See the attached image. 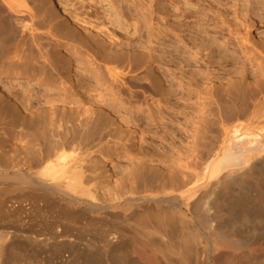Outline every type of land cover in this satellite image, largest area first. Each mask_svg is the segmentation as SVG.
Here are the masks:
<instances>
[{
  "label": "bare ground",
  "instance_id": "6f19581e",
  "mask_svg": "<svg viewBox=\"0 0 264 264\" xmlns=\"http://www.w3.org/2000/svg\"><path fill=\"white\" fill-rule=\"evenodd\" d=\"M13 1L14 0H7V13L4 17H0V35H2L0 39L3 44H5L0 45V60L6 59V62L9 60L6 65L2 64L0 66V73L9 74L16 78L21 76H33L37 82L46 83L47 85L51 84L50 82H56L59 86H47L43 93L44 102L42 104L44 106L35 109L31 107L30 100L31 97H33L31 93H27L26 96L21 99L22 103H20V101L16 103L15 100L17 98L13 96L12 99V94L9 92H2L5 94V99L6 96L7 99L10 98V101L7 100L9 103L5 102V99H2L3 96L0 98V118L6 116L8 119H6L7 121L5 120L7 125H9L8 123L10 122L14 126L18 124V131L21 133L19 134L21 135L20 139L23 144L21 155L17 160L10 154V151H7L5 148H3L5 150H2L0 147L2 150H0V168L4 170V178L14 179L16 181L15 183H17L16 187L13 186V183L6 185L0 190L6 195L4 197V195L0 193V210H3L4 214H6V222L10 225L6 227L7 229L9 227L12 229V223L10 222L13 220L11 219L13 215H11V213L15 210L19 214L18 234L8 230L0 231V245L5 243L4 252H2L0 246V264H9L8 261L12 259L11 254L7 250L18 241L15 240L16 237L19 238L20 245L27 247L28 245H36L38 247L39 245L44 246L45 244L66 246L67 244H72L75 247L83 244L90 246L92 244H101V246L103 245L110 249L113 248L114 250L132 244V241L128 239L129 237L127 238L129 235L125 233H133L135 242L139 240L138 238H143V242L151 246V248L153 247L154 252L159 251V259L162 258V260L166 261L168 264H176L171 262V260H176V255H178V257L180 255V262L183 264H195L193 262V256H196V252L199 250L197 246L198 244L200 245V242L198 241L199 237L195 228V220L192 216V204L191 201H189L190 198L192 199V195L195 194L193 193L186 199L184 198L185 200L181 198V194H174L179 187L182 188L188 181V176L184 172L181 161H179L181 164H177L176 166L173 160L175 168L171 171L168 170L169 172L166 174H163L164 172L158 174L152 173V166L140 160L134 168L130 170L129 175H127L124 180L121 182L117 180L112 182L108 175H104L100 171L96 172V168L94 169L93 166H91L87 161V157L82 156V151L89 147L96 146L105 136H108L107 140H121L123 139L122 136L129 135L127 132L135 133V129H131L130 126L124 128V126L126 127L132 124L131 120L135 121V128L138 127V120L142 118L146 120L147 124H149V122L150 124L152 123L151 118L153 117L150 108H145V110L147 109L149 112H146L147 110L145 111L142 108L141 110H130L128 107L129 104L127 105L126 102L123 101L121 87L118 85H121V82L118 83V81L130 71H125V69L127 67H133V62L135 61L141 63L143 65L140 64V66H142L141 68L146 71L138 78H145L148 80L161 96L169 92H177L180 96H184V108H179V112L189 115L187 114L188 110L185 109L197 104L199 99L201 102L200 94L203 92L202 88L204 89V86L207 85L206 82L210 80L213 81L208 68L211 64L209 58L210 52L218 46L224 48L221 43L215 42L217 39L214 34H217L219 37L223 35L221 41L224 45L231 42V46L234 45L235 47L230 46L232 49L229 51V64L232 68L229 70L230 78L227 89L224 94L218 92L209 94V101L207 104L211 102L218 103L220 106L218 108L220 114L222 112L221 108L224 107L225 110L223 111H225L228 116L227 122L228 129H230L229 137L231 142L229 143V149L224 152L220 160L211 166L208 177H214L221 168L230 166L231 169H226V172L228 171L232 180L235 181L239 178L238 172L241 173L245 169L247 170V168H250L248 166L252 161L255 162V165L263 166L264 66L259 65L258 74L255 76L256 78L252 81H246V72H244V69L239 68L237 70V63L239 64L240 62L238 61L243 57L241 53H239L241 43L234 42L233 36L237 33L238 39L243 38L240 26L242 23H245L244 21L247 20L249 13H251V15L254 13L253 15H257L258 19L261 18V20H263L264 0H225L224 3L221 2L222 0H216L219 2L218 4L224 6V8L222 12L216 13V15L214 14L215 16H212V14L209 16L210 18L216 17L213 19L209 18L210 23L206 21L208 20L207 16H205L206 20L203 22V12L205 9L203 12H200L202 13L203 18L201 22L203 23L197 24L196 32L197 35L201 37L199 40L197 39L198 41L195 39L194 41L196 42H189L192 44L194 43L192 47L190 46L192 49L191 51L184 48L190 55H186L184 53L185 51H183L185 56H183L184 54H180V56L186 57L184 59L181 56L182 59H187V62L193 59H195L193 61L196 63L203 61L204 64H207V68L205 72L202 70H188V76L186 73L184 75L183 72L185 71L178 69L177 71L175 69L180 67H175L174 69H169V67L162 68L164 64L171 60L168 59V61H163L164 63L163 65L161 64V66L159 65V59L156 60L153 58L154 56L148 55L147 52L149 51L147 49L150 47L147 48L146 40L149 39L150 41V38L154 34L158 35L162 31L160 29L163 28L161 27L159 29V25L162 24H160L161 22H159L160 20L158 19L159 23H157L159 25L152 26V17H150V15L153 9L151 4H148L149 0L147 2L146 0H141L142 2L139 0L140 3L137 0V3H139V10L134 6L136 13L132 15L134 16V21L132 23H136V25L133 27L134 30L130 34L132 37L128 35L129 37H125L126 40L124 39V41H122V39H119L118 42L115 39L122 36H117V27L120 30L123 28L120 26V19L126 17L125 14L130 13L131 15L132 13L129 11L130 8L127 9L125 7L129 0H104L109 4L110 11L108 12L110 13L108 14L105 12L104 14L101 13V15H103L104 18L106 17L107 19H105L108 21L105 20L106 23H104L100 18L103 22L102 26L95 25L94 31L91 25L87 26L88 24L86 23L88 11L85 10V13L82 9L87 5L84 4L87 0H78L77 2L79 5L76 7L74 6L72 9L65 8L62 2L63 0H52L54 7L58 8V5H60L59 8L63 9L61 11L60 9H58L59 11H54L52 8L46 6L45 0H36L38 4H36L35 9L38 10L35 12L32 11V13L29 14L31 19L29 23L19 20L18 14H15L18 10L16 11ZM92 1L96 3V0ZM130 1L132 5L136 2V0ZM74 2L72 3L76 5L77 2ZM229 2H231L230 5ZM165 3L166 1L163 0V5H161V7L163 6L162 9L165 8ZM148 5L151 7V10ZM258 7H260L259 10L263 8V13L261 12V15L259 14V10H257ZM77 8H81V11L77 10ZM216 9L215 11H218ZM74 10H76V12H74ZM183 11H181L180 17L186 18L187 13ZM166 12L167 11H165V13ZM35 17H40L41 19L39 18L37 21L36 19H34L35 21L32 20ZM129 18H131V16ZM162 18L166 19L163 16ZM214 19L221 23L219 22L220 24L217 23L218 25L213 26L212 20ZM198 20L200 21L201 19ZM40 23H43L41 27L44 25L46 27V25H48L46 28H43L49 33V37L52 35L51 37L54 36V38H56L55 36H57L63 39L59 40L60 38H57L55 39V43H51L54 41L47 42L49 39H47L46 42H41L44 32L42 30L43 33L41 34L40 31H37L40 29ZM166 23L168 24V22ZM105 24H109V26ZM167 26L165 31L171 34L172 30H170V24L168 27ZM126 29L127 27L122 30ZM210 32H214L213 35ZM44 37H46V35H44ZM144 38L147 39L145 40ZM141 42L142 45H140ZM244 43V48H246V41ZM121 45H124V47L126 45L127 48H133L132 51L128 50V54H131H127L126 57L125 53H123L124 56L119 52L120 50L117 52L116 50L119 49ZM135 45H138L139 48H134ZM36 46L38 48H35ZM61 46L65 49L64 51L60 49ZM200 47L207 51L206 55L209 60H202V56L198 55L200 53ZM84 51L86 54L89 52L87 55L90 58V63L93 66L92 68H87V65H85L86 63H81L83 60H77L79 57L81 58V52ZM97 52L100 54V58L97 57ZM226 52H228V49ZM260 52L263 51H258V53ZM3 57L5 58L3 59ZM155 57L157 58V56ZM73 58H76V61H74L75 69L74 67L73 69L72 67H66L67 64L70 65V63H74ZM86 61L85 59V62ZM151 61H157L158 63H155L157 65L154 64L155 67L151 66V68L149 66ZM84 66L86 69H84ZM147 67L148 69L146 70ZM149 69L154 76L147 72ZM184 76L185 79H187L186 82L183 80ZM175 80H177V84L175 83L174 85L178 86L177 88L175 86V89L171 86L170 89L168 88V91L167 86H162V83L168 82L169 84V82H171L172 84ZM200 81L203 84L200 83ZM184 82L186 84H184ZM71 93H73V96H71ZM172 94L170 96L171 98L173 97ZM67 97H71L69 98L70 101L66 100ZM116 98H118V100ZM12 100H14L13 102L15 104L12 103ZM176 100L178 101V97ZM3 101L5 103L4 105H2ZM110 101L113 102L110 103ZM66 103H69L70 106L66 107ZM12 104L21 106L23 116H26L27 113H30L31 116L26 118L15 117L16 114L10 107ZM107 104H111V106ZM248 105L252 107L249 114L246 113ZM204 106L205 102L202 100L200 107V112L202 113L204 112ZM193 113L194 112H192V114ZM159 117L162 116L160 115ZM261 118L263 119L262 122L259 121ZM254 121L256 125L252 126ZM5 133L7 132L5 131ZM237 136H239V139ZM236 137L238 140L235 139ZM240 137H242L241 140ZM234 140H236V142ZM0 145L2 146V144ZM96 150L99 151V148ZM177 156L179 158L180 154ZM167 157L168 156H161V159L170 161L174 156ZM175 157L173 159H175ZM89 160H91V158ZM161 162L159 164H161ZM177 162L176 160V163ZM154 167L155 169H166V167L168 169L169 165L166 167ZM240 169L243 170L241 171ZM186 178L187 180H185ZM193 186L196 187V185ZM234 192L237 196L239 191L234 188ZM168 195L174 204H172L171 208H165L166 206L164 204L169 199ZM153 203L156 204L155 208L150 207ZM43 212H45V214H42ZM38 213H41V216L49 214L52 216L54 221L51 216L49 217L53 221V223H50L52 224L50 230L48 226H45L47 227L46 230H40V228L44 227L43 225L39 229L38 227L36 228L40 223L38 220L39 218H37L39 216L37 215L36 218L39 223L36 221L37 224L35 225L34 222H31L32 218L30 216ZM43 218L47 217L43 216ZM204 220H202V222ZM43 222L44 221H42V223ZM49 222L50 220L47 223L48 225H50ZM204 222L206 227H209L210 225L207 226V224H210L212 220L207 217ZM42 223H40V225ZM101 225L102 227H106L105 230L101 229L103 233H101L102 231L100 230V234H97L98 231L96 230L97 233L95 234L96 231L93 230L94 232L92 231V233L95 235L91 233L87 235V232H89L88 230H90L89 228H95L94 226L100 228ZM202 227L205 226L203 225ZM234 241L236 240L234 239ZM202 245L203 244H201V246ZM205 247L207 246L203 248ZM203 248L201 250H204ZM112 251V254L113 252L116 253L115 250ZM119 257L116 255L111 258L118 261L121 259ZM123 257L126 258V256H122V258ZM196 258L198 259L197 256ZM176 262L178 263V260ZM232 263L236 264L235 261L231 260V264Z\"/></svg>",
  "mask_w": 264,
  "mask_h": 264
},
{
  "label": "rangeland",
  "instance_id": "374dc122",
  "mask_svg": "<svg viewBox=\"0 0 264 264\" xmlns=\"http://www.w3.org/2000/svg\"><path fill=\"white\" fill-rule=\"evenodd\" d=\"M74 1L77 2L78 0H63L62 2L65 8L72 9L74 6L76 7L79 5L78 2L75 5ZM147 1L148 0H146V2ZM164 1H166L164 5L165 7L164 9H162L163 6L161 7V5H163V0H149V3H148V4H151L152 9H153L150 15V17H152L151 19L152 26H156L159 22H161L160 24L162 25L158 24L160 26L159 29L163 27L160 29L162 30L160 32L161 34L160 33L158 35L154 34L150 38V41L149 39L144 38L145 40L147 39L146 40L147 43L144 40L147 48L148 47L154 48V49L152 48L154 51L150 48L147 49L149 51L147 52L148 55L150 54L154 56L153 58L156 60L159 59L158 60L160 62L159 65L161 64L163 65L165 60L166 61H168V59L171 60L167 62L166 64H164L162 68L169 67V69H174L175 67H180V68H175V69L185 71L183 73L184 75L186 73L187 76L190 70L192 71L202 70L205 72L207 68L206 67L207 64H204L203 61L196 63L193 61L195 59L191 60L190 62H187L186 61L187 59L184 60L186 58V57H183L185 56V54L190 55V53L188 52L189 53L188 54L184 48H186V50L188 51L192 50L191 47L194 45V43L192 44L189 42L191 41L196 42L201 37L200 35H197V32H196L197 31L196 29L198 26L197 24L205 22L206 20L205 16H207V19H208L206 20L208 21L207 23H210L209 16H211V14L213 16L214 14L216 15V13L222 12L223 11L222 9L224 8V6L219 5L218 4L219 2L216 0H177V1L176 0L175 1L174 0H169V1L164 0ZM130 2L131 1L129 0L128 3H126V5L127 4L128 5L127 6L125 5V7L127 9L130 8L129 11L132 13L134 11V13L133 14L131 13V15L130 13H127L129 16L125 14L126 17H122V19H120V26H122L124 29L127 27L128 31L127 29L122 30L123 28L120 30L117 27L118 35L117 34L116 35L118 37L119 35L122 36V37L115 39L117 42L119 41V39H122V41H124L125 37H127L128 35L132 37V35L130 34L133 32L134 30L133 27L136 25V23L135 24L132 23L134 21V18H133L134 16L132 15H135L136 13V11L134 10L135 7L139 10V3L142 1L140 0L139 2L138 0L139 3H137V0H136V2L133 3V5ZM159 2H161L162 4ZM221 2L224 3L225 0H222ZM106 3L107 2L104 0H101V1L96 0V3H94L92 0H89V1L87 0L86 3H84L87 5L83 8L81 7L85 13L86 11H88L86 23L88 24L87 26L91 25L93 31L95 30L94 29L95 25L102 26V23H103L102 20L104 21V23L108 21L106 20L107 19L106 17L105 19L103 15H101V13L104 14L105 12L108 14L110 13L108 12L110 11L109 4L108 3L106 4ZM36 4H38L36 0L34 1L33 0H21V1L14 0L13 5L15 6L16 11L18 10V12H16L15 14H18L19 20L25 21V23L31 22L29 14L32 13V11L35 12L36 10H38V9H35ZM45 4L46 6L52 8V10L54 11L60 9L59 8L60 5H58V8L54 7V5L52 4V0H45ZM230 4L231 2H229V5ZM180 7H183V8L185 7V8L183 9ZM6 8H8L7 0H0V17L5 16V14L7 13ZM81 8L79 9L77 8V10L81 11ZM149 8L151 10L150 6ZM172 8H174L175 10ZM215 9L218 11H215ZM259 9L260 7H258L257 10ZM61 10L63 9L61 8L60 11ZM261 10H259L260 15H261V12L263 13V10L262 11ZM165 11H167L168 14L167 12L165 13ZM181 11L187 13L186 18L180 17ZM74 12H76V10H74ZM200 12H203L204 18L202 17V13ZM252 13H253V10H252ZM19 14L21 15V17ZM253 14L251 15V13H249L247 20L244 21L245 23H242V25L240 26V29H241L240 31H242L243 38L238 39L237 33H235L233 36L234 42L241 43L240 48L242 50L239 49V53H241V56L243 57L240 58L241 57L240 56L239 58L241 60L240 59H238L240 61L237 60L238 62H240L239 64L237 63V67H238L237 70L239 68L244 69V72H246V76H245L246 81H252L254 78H256L255 76L258 74L259 65L264 66V55H263L264 53V18L262 17L263 20H261V18L258 19L257 15H253ZM130 16L131 18H129ZM162 16L168 20L163 19ZM37 17L33 18L32 20L36 19L37 21L41 16L39 18ZM202 18L204 20L203 22H201ZM211 18L213 19L216 17H211ZM157 19L160 21L158 22ZM162 19H163V22H162ZM198 19H201V20L199 21ZM215 20L216 19L212 20L213 26L221 23L220 21H217V20L215 21ZM166 22H168V24ZM42 25L43 23L42 24L40 23V29L37 30V31H40L41 34L44 32L45 34L44 33L43 34L46 35V37H44V35L42 34L43 37L41 38V42L42 41L46 42L47 39H49L47 42L54 41L51 43H55L56 42L55 39L57 38L58 39L60 38L59 40L63 39L57 36H55L56 38H54V36L51 37L52 36L51 34H50L51 36L49 37V33H47V31L45 30V28L48 25H46V27L44 25L43 27L45 28L41 27ZM105 25L109 26V24H105ZM167 25L171 28L170 30H172L171 34L168 31L167 32L165 31ZM210 33L213 35L214 32H210ZM165 34L168 36H166ZM47 35H48V38H47ZM214 35L217 39V40L215 39L216 40L215 42L221 43V45H223L224 48H222V46H218V47H215V49L210 52L209 58L211 60V64L208 68L212 75L213 81L210 80L206 82L207 85L204 86V89L202 88L203 92L201 91L202 93L200 94L201 102L199 99V102L195 104L197 108L195 105H193L192 107L188 105L189 107H187L185 110H188L187 114L189 115H186L185 113L184 114L180 113L179 108H182V107L184 108V103H185L184 98H183L184 96H180V94L177 92H169L167 94H164V96L163 95L161 96V94L155 90V88L151 85V83H149L148 80H146L145 78H142V79L138 78L139 76H142L146 71H144L143 68H141L143 66L141 63H137L135 61L133 62L134 64L133 67L132 66L131 68L127 67L125 69V71L127 70H130V71L124 77H122L120 81H118V83L121 82V85L120 84L118 85L121 87V95H122L123 101L126 102L127 105L129 104L128 107L130 110L131 109L141 110V108L145 110V108L147 109L150 108L151 110L150 112L152 113V117L154 118L153 119L150 117L152 123L150 124L149 122V124H147L146 120L142 118L141 120H138V127L135 128L134 127L135 121L131 120L132 124L131 125L129 124L126 127L124 126V128H127L130 126L131 129H135V133L127 132V134L129 135L127 136L125 135L126 138L125 136H122L123 139L121 140L120 139L107 140L108 136H105L101 140V142L98 143L96 146L91 147V148L89 147L86 150L84 149L82 151V156L87 157V161L91 164V166H93L94 169L96 168V172L100 171L102 174L108 175L109 179L112 182H114L115 180H117L118 182H121L122 180H124V178L127 175H129L130 170L133 169L134 166L140 160L143 163L152 166V169H151L152 173L154 172L158 174H161L163 172H164L163 174H166L167 172L175 168L174 167L175 165L177 166V164L182 163L184 172L188 176V177L186 176L188 178V181H187L188 183L186 182L185 183L186 185L183 184L185 186L182 185L183 186L182 188L179 187L174 192V194L176 193H178L177 195L181 194L182 199L184 198L186 199L193 193L195 194V195H192V199L190 198L189 201H191V204H192L191 211H192V216L195 220V225H196L195 228H196V232L199 237L198 241L200 242V245L198 244L197 249L199 250H197L196 252V256L198 257V259L196 258V256H193L195 260V261L193 260V262L195 264H229V263L231 264V260H232V261H235L236 264H264V165L263 164H262L263 166L255 165L254 164L255 162L252 161V163L249 164L248 166L250 168H247V170L245 169L244 171H242L243 169H240L242 172L241 173L238 172L239 178L236 179L235 181L232 180L231 176L229 175V172L228 171L226 172V169L227 170L231 169L230 166L221 168L216 174V176L211 177V178L208 177L209 171H211L210 169L211 166H213L215 162L220 160L224 152L229 149L230 147L229 143L231 142L230 137H229L230 129H228V122H227L228 116L225 113V111H223L225 110L224 107L221 108L222 112L220 114V110H218L220 106L218 105V103L216 104L214 102H211L207 104V102L209 101V94L211 93L215 94L217 92L224 94V92L226 91L227 86H228L227 84L230 78L229 70L232 68L229 64V59H230L229 51L232 49L231 47H235V46L234 45L231 46L232 44H230L231 43L230 40H229L230 43L228 42L229 44L224 45L223 42L221 41V38H223L222 37L223 35L220 37L217 34H214ZM1 37L2 35H0V38ZM180 37H183V38H180ZM50 38L51 39L54 38V39L51 40ZM195 39L196 41H194ZM245 41L247 44L246 48H244ZM142 42L140 43V45H142ZM2 44L3 42L0 39V45ZM138 45L137 46L135 45L134 48L138 49L139 48ZM35 48H38V47L36 46ZM60 49L62 51L65 50L64 48H62V46L60 47ZM132 49L133 48H130V47L127 48L126 45L125 47L124 45H121L119 49L117 50L115 49V50L117 52L120 50L119 52L122 54L125 53L127 57V54L129 53L128 50L132 51ZM199 49H200L199 50L200 53L198 55L202 56L201 57L202 60L204 59L206 60L208 58L206 55L207 51L202 49L201 47ZM227 49H228V52H226ZM260 50H262L263 52L258 53V51ZM183 51H185L184 52L185 54L183 53ZM154 53H156L157 55ZM81 54H82L81 58L79 57L77 60H80V61L83 60L81 63H84V64L86 63L85 65H87L86 66L87 68L89 67L92 68L93 66L90 63V60H89L90 58L86 54V52L85 51L81 52ZM180 54H184L183 56L181 55L182 58L184 59L181 58ZM155 56H157V58ZM97 57L100 58L99 53ZM4 58L5 57H3V59ZM73 59H74L73 62L76 61V58H73ZM85 59L87 60L86 62H85ZM8 61L9 60H7L6 62V59L2 61L0 60V66L2 64L6 65ZM155 63H158V62L151 61L149 66L155 67V65H157ZM74 64L75 62L70 63V65L67 64L66 67H72V69L74 67L75 69ZM140 64L142 66H140ZM86 67L84 66V69H86ZM147 69L148 67L146 68V70ZM150 69L147 72L151 73ZM177 71H176V74H177ZM152 76H154V74ZM32 77L33 76H30V77L21 76V77L16 78L9 74L0 73V92H1L0 98H2L3 96L2 99L4 100L5 94L3 93L9 92L10 94H12L11 95L12 99H13V96L14 98H17L16 100L14 99L16 103H18L17 101H20V103H22L21 99L24 96H26L27 93H31L33 94V97H31V100H30L31 107L34 109L38 107H43L44 105L42 103L44 102L43 100L44 89L47 88V86L49 85L50 86L53 85L55 87H58L59 85L56 82L55 83L50 82L51 84L47 85L46 83L37 82L34 79V77L33 78ZM183 80H185L186 82L187 79H185V76ZM176 82L177 80H175V82H173L172 84L171 82H169V84L168 82L162 83V86L164 85L167 86V89L168 88L170 89V87L172 86L175 89V86L176 88L178 87L177 85H174ZM185 82L184 84H186ZM200 83L202 82L200 81ZM172 93L173 94L177 93L176 94L177 96L173 95ZM171 94L175 98L173 97L171 98L170 97ZM71 96H73V93H71ZM177 97H178V101L176 100ZM69 98L71 97H67L66 100L70 101ZM116 99L118 100V98ZM5 100H6L5 102H8L7 100L10 101V98L7 99V96H6ZM14 100H12V103H14L13 102ZM202 100H204L205 102L203 113L200 112ZM112 102L113 101H110V103ZM4 104L5 103L3 101L2 105ZM14 104L10 105V107L12 108L13 112H15L16 114L15 117L18 116L19 118L21 117L26 118V117L31 116L30 113H27L26 116H23V112L21 111L22 109L21 106H17ZM107 105L111 106V104H107ZM68 106H70V104L66 103V107ZM251 110H252L251 105H248V108L246 109V113L249 114ZM146 112H149V110H147ZM192 112L194 113L192 114ZM160 115L162 117H159ZM3 118L0 121V144H2V146L0 145V147L2 150L6 149L7 151H10V154L14 157L15 160H17L20 157L21 150L23 148V144L21 143V139H20L21 133L18 131L19 126L18 124L17 125L15 124L14 126L12 125L11 122L8 123L9 125H7V122H6L8 120L7 117L5 119ZM262 120H263L262 118L259 119L260 122H262ZM253 125H256L255 121L253 122L252 126ZM4 130L7 133H5ZM237 137L239 139V136ZM237 137L235 139H237ZM241 139L242 137H240V140ZM234 141L236 142V140ZM97 148H99V151L96 150ZM179 154H180V157L178 158L177 155ZM161 156H165V157L166 156L168 157L176 156V157L175 159H173L174 158L173 157L172 159H170V161L166 159L167 160L166 162L165 159H161ZM90 158L91 160H89ZM173 160L175 161V165H173L174 164ZM176 160L178 162L181 161V163L180 162L176 163ZM160 162L163 165L159 164ZM165 165L166 166L169 165L168 169ZM154 166L156 167L164 166L166 167V169L165 168L155 169ZM0 169H1L0 170V188H1L0 190H2V188H4L6 185L13 184V183H14L13 186L16 187L17 186V183H15L16 181L14 179L4 178V170H2V168ZM187 178L185 180H187ZM193 185H196V187ZM234 188L237 189V191H239L237 196L235 195ZM2 192L3 191H0L1 194L4 193ZM169 195H168V198L170 197ZM5 196L6 195H4V197ZM164 204L166 206L165 208H171L173 202L169 198ZM183 206L186 207L185 205ZM150 207L155 208L156 204L153 203L150 205ZM3 214H4V211L2 210L0 212V216H1L0 217V231L2 232V231L8 230V231L15 232L16 234H18L17 229L19 227V214L17 213V211L14 210V212L11 213V215H13V218L11 217V219L13 220L10 222L12 223L11 224L12 229L10 227L8 229L6 228L7 226H10V225H8L6 222L7 221V218H5L6 214L4 215ZM38 214H35V215L32 214V216H30L32 218L31 222H34L35 225L39 223V221L40 223L44 221L43 222L44 224L42 223L40 225L39 223L38 226H36V228L38 227L39 229L42 225L44 227L45 226L50 227L52 225L50 223L51 222L53 223L54 219L52 218L50 214L43 215L47 218H43V216H41L42 214H45V212H43L42 214L40 213L39 215ZM36 215L39 217H37ZM50 216L53 219V221L49 218ZM36 217L39 218L38 219L39 221L37 220ZM207 217L211 218L212 220L210 224H207V226L210 225L209 227H206V225L204 224L205 223L204 221L207 219ZM49 220H50L49 222L50 225L47 224ZM202 220H204L203 221L204 223L202 222ZM36 221L38 222L36 223ZM201 222L203 223L205 227H202L203 225ZM44 227L40 228V230L47 229V227H45V229ZM94 227L96 228L97 226H94ZM13 228H16V229H13ZM95 228L93 227L89 228L90 230L91 229L92 230L91 231L88 230L89 232H87L88 234L87 233L86 234L87 235H89L90 233L94 234L92 233L93 230L98 231V233L96 231L95 234L96 233L100 234L99 231L101 229L102 230L106 229V227L105 226L102 227V225L100 228L99 227H97L96 229ZM48 229L50 230L51 227ZM101 233H103V231ZM125 234L129 235L127 236V238L129 237L128 239L132 241V244L130 243L131 245L129 246L114 249L117 254L113 252L114 251L113 248L111 249L106 248L103 245L101 246V244L100 245L92 244L91 246L87 244H83V245H77L76 247L72 244H69V245L67 244V246L66 245L45 244L44 246L39 245L37 247L35 245L36 246L35 247L34 245L33 246L28 245L27 247V246L20 245L19 238L15 236L16 237L15 240H18V241H16L15 244L9 250H7L12 256V259L9 260L8 263L9 264H168L166 261H163L161 257H160L161 259H159V256H158L159 251L154 252L153 247L151 248V246L143 242V238L140 237L138 238L139 240L135 242L133 233H125ZM234 239L236 241H234ZM4 244L0 245L2 248V252H4L3 250ZM201 244L203 245L201 246ZM204 246H207V247L203 248ZM201 247L204 250H201L202 249ZM111 251L113 252V254L114 253L115 254L113 255ZM200 251L203 253H201ZM116 255L118 257L120 255L119 258L121 259L116 261L111 258L112 256H116ZM122 256H126V258L125 257L122 258ZM176 256H175L176 260H174L173 259L174 257H173L172 259L174 261L171 260V262L172 263L174 262L176 264H183L182 262H180V258H179L180 255L179 257L178 255ZM177 260H178V263L176 262Z\"/></svg>",
  "mask_w": 264,
  "mask_h": 264
}]
</instances>
